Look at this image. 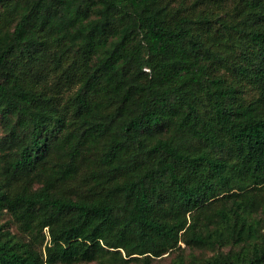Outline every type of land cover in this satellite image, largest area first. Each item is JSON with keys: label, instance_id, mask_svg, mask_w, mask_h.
Here are the masks:
<instances>
[{"label": "trees", "instance_id": "1", "mask_svg": "<svg viewBox=\"0 0 264 264\" xmlns=\"http://www.w3.org/2000/svg\"><path fill=\"white\" fill-rule=\"evenodd\" d=\"M0 11V264H264V0Z\"/></svg>", "mask_w": 264, "mask_h": 264}, {"label": "rangeland", "instance_id": "2", "mask_svg": "<svg viewBox=\"0 0 264 264\" xmlns=\"http://www.w3.org/2000/svg\"><path fill=\"white\" fill-rule=\"evenodd\" d=\"M207 3H200L198 0H173L174 3H180L183 2L185 5H187V10L190 12L192 10L197 11L203 8H207V10L213 12L214 14H217L219 12H223L225 8L233 4V1L235 0H206ZM0 16L6 17L7 22H11L12 16L11 14L7 13L6 11H0ZM13 25L12 23L8 26ZM4 126L0 117V135L3 134ZM1 222L7 223L6 226H9L11 230L19 235H22L24 238L25 235L21 233L17 227V225L12 221L11 217L8 215H5L2 217ZM264 231V227L262 229ZM230 246L223 247V248H189L186 247L183 251L187 264H202L206 263L207 259L218 253L219 251L227 252L229 250ZM178 250H174L169 254H165L164 256L160 258H156L154 260V264H168L172 262V259L174 256L178 253ZM55 259H60L56 261V264H94L95 262H99L101 257L97 259H93L90 261L87 260H81V258L78 257H70L67 260H64L59 253H54Z\"/></svg>", "mask_w": 264, "mask_h": 264}]
</instances>
